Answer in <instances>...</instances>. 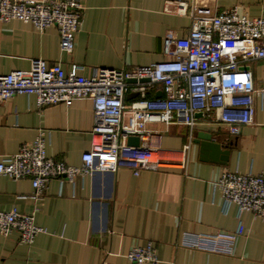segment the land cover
Instances as JSON below:
<instances>
[{
	"label": "crops",
	"instance_id": "obj_1",
	"mask_svg": "<svg viewBox=\"0 0 264 264\" xmlns=\"http://www.w3.org/2000/svg\"><path fill=\"white\" fill-rule=\"evenodd\" d=\"M170 2L174 0H169ZM216 11L237 8L250 19L264 18V0H183ZM165 0H84L82 22L72 52L60 51L55 27L37 31L19 21L0 23V75L29 71L35 59L72 65L88 77L94 68L127 69L167 59L164 42L188 34L191 21L174 12ZM169 11H167V10ZM258 86L264 61L249 65ZM160 91L148 98L162 97ZM128 93L126 102L136 99ZM251 125L229 136L216 124L199 121L187 154L185 170L162 168L135 177L120 168L116 173L78 176L73 183L52 180L41 198H32L28 179L14 181L0 175V213L15 209L33 215L44 230L32 245L19 234L0 235V264H130L125 255L151 243L157 264H264V220L249 213L238 216L232 205L226 213L213 195L212 183L225 172L264 175V99L254 100ZM93 108L89 100L38 109L34 96L16 95L0 102V161L45 133L46 155L73 167L90 149ZM149 142L165 160L177 163L189 141L184 125H149ZM199 132L230 152L227 161L202 157L194 143ZM242 226L233 255L208 253L178 245L183 233H235Z\"/></svg>",
	"mask_w": 264,
	"mask_h": 264
},
{
	"label": "built area",
	"instance_id": "obj_2",
	"mask_svg": "<svg viewBox=\"0 0 264 264\" xmlns=\"http://www.w3.org/2000/svg\"><path fill=\"white\" fill-rule=\"evenodd\" d=\"M165 1L167 5L175 4L176 14L187 15L191 27L186 36L165 40L164 61L127 69L94 68L85 77L78 74L83 69L79 65L64 71L60 63L35 59L29 71L0 75V102L22 95L34 96L38 109L57 104L69 107L80 100H89L93 108L90 149L81 155L80 167L48 158L45 133L40 131L31 144L21 145L16 154L0 161V175L14 181L30 180L32 198L38 200L54 179L73 183L78 176L116 173L120 168L130 170L135 177L146 170H185L199 121L219 125L229 136H237L243 127L252 124L254 100L264 99V79L258 86L249 65L264 61V18L250 19L237 8L212 10L197 1ZM83 2L0 0V23L19 21L39 32L55 27L60 51L69 54L81 26ZM157 91L163 96L147 97L149 92ZM130 92L137 97L127 104ZM154 124L189 128L184 156L177 163L163 159L152 148L147 127ZM129 137H137L138 146L127 145ZM212 191L224 213L234 205L238 216L249 213L253 219L264 220L263 174L225 171L212 183ZM243 231L240 226L232 234L183 233L178 245L233 255ZM12 232L30 246L44 230L35 225L33 215L12 209L0 213V235ZM125 258L130 264L159 262L151 243L132 248Z\"/></svg>",
	"mask_w": 264,
	"mask_h": 264
},
{
	"label": "water",
	"instance_id": "obj_3",
	"mask_svg": "<svg viewBox=\"0 0 264 264\" xmlns=\"http://www.w3.org/2000/svg\"><path fill=\"white\" fill-rule=\"evenodd\" d=\"M134 83L135 81H129ZM141 82H147V80H142ZM200 117V114L196 115ZM194 143L200 146V153L202 157H209L213 161H217L219 158L221 161L226 162L227 156L229 155V150L224 148L219 143H216L212 139V134L199 132L196 136ZM139 140L137 137H129L127 140V145L138 146Z\"/></svg>",
	"mask_w": 264,
	"mask_h": 264
}]
</instances>
